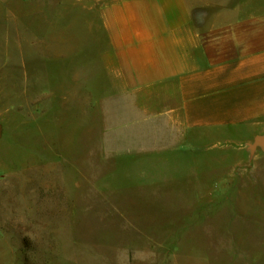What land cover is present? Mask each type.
<instances>
[{"label":"rangeland","instance_id":"374dc122","mask_svg":"<svg viewBox=\"0 0 264 264\" xmlns=\"http://www.w3.org/2000/svg\"><path fill=\"white\" fill-rule=\"evenodd\" d=\"M6 5L16 16L11 32L0 27V264H264V148L206 139L200 161L187 144L179 182L139 189L117 176L99 190L119 166L105 144L112 81L40 62L51 0Z\"/></svg>","mask_w":264,"mask_h":264},{"label":"crops","instance_id":"0c3cea01","mask_svg":"<svg viewBox=\"0 0 264 264\" xmlns=\"http://www.w3.org/2000/svg\"><path fill=\"white\" fill-rule=\"evenodd\" d=\"M51 2L47 35L34 41L49 49L40 62L51 71L64 64L65 79L112 81L115 122L105 144L119 166L99 190L117 176L139 189L159 184L155 177L179 182L187 144L194 155L198 144L200 161L206 139L264 136V0ZM6 3L0 27L11 32L16 13ZM130 159L151 163L133 168Z\"/></svg>","mask_w":264,"mask_h":264},{"label":"water","instance_id":"95a60500","mask_svg":"<svg viewBox=\"0 0 264 264\" xmlns=\"http://www.w3.org/2000/svg\"><path fill=\"white\" fill-rule=\"evenodd\" d=\"M259 146L264 148V136L256 137L254 144L250 145V149L254 153Z\"/></svg>","mask_w":264,"mask_h":264}]
</instances>
